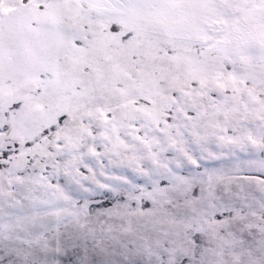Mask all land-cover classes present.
Masks as SVG:
<instances>
[{
  "label": "snow or ice",
  "instance_id": "6c2138e0",
  "mask_svg": "<svg viewBox=\"0 0 264 264\" xmlns=\"http://www.w3.org/2000/svg\"><path fill=\"white\" fill-rule=\"evenodd\" d=\"M0 264H264V0H0Z\"/></svg>",
  "mask_w": 264,
  "mask_h": 264
}]
</instances>
